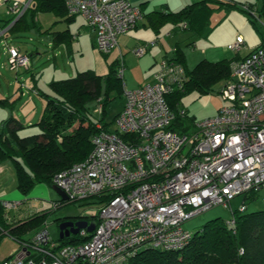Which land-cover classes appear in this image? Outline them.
Masks as SVG:
<instances>
[{
  "label": "built area",
  "instance_id": "built-area-1",
  "mask_svg": "<svg viewBox=\"0 0 264 264\" xmlns=\"http://www.w3.org/2000/svg\"><path fill=\"white\" fill-rule=\"evenodd\" d=\"M33 1L12 0L13 21ZM64 7L69 16L86 20L104 55L144 19L128 0H64ZM154 45L147 42L131 52L142 57ZM242 47L243 39L236 36L227 49ZM6 49L10 70L28 68V56L13 46ZM158 65L148 84L124 91L116 130L93 135L87 158L52 178L68 202L109 196L98 207L94 231L83 229L78 237H87L84 243L65 245L51 239L46 223L0 264H129L139 249H182L193 236L183 228L185 221L217 205L230 209V201L241 195L264 192V45L230 65L219 93L228 105L212 118L189 121L182 126L185 132L171 126L177 116L186 117L185 111L177 115L167 102L174 91L184 90L185 70L167 57ZM122 74L120 65L119 79ZM20 205L2 202L7 211ZM227 224H234L233 218Z\"/></svg>",
  "mask_w": 264,
  "mask_h": 264
},
{
  "label": "trees",
  "instance_id": "trees-1",
  "mask_svg": "<svg viewBox=\"0 0 264 264\" xmlns=\"http://www.w3.org/2000/svg\"><path fill=\"white\" fill-rule=\"evenodd\" d=\"M259 6L248 5L246 12L254 19L264 23V0H259ZM213 5H219L224 9H239L233 2L225 3L219 0H201L187 5L177 12L167 10L153 11L143 14L144 21L154 33H159V28L172 25L181 32L188 33L189 39L206 37L209 29L210 13ZM53 12L57 16L68 15L64 7V0H34L22 17L5 21L0 26V31L22 30L26 25V17L29 15L32 21L39 12ZM256 11V12H255ZM257 16V17H256ZM64 36L61 34L59 38ZM264 45V42L260 43ZM190 42L188 46H193ZM153 47V46H152ZM151 48V47H149ZM148 48V49H149ZM147 49V50H148ZM171 61L181 64L187 76L183 91H174L167 97L170 107L177 113L180 99L192 90L210 92L211 85L227 81L229 79V67L231 60H221L217 63L200 61L191 70L184 64V55L178 47L174 48ZM147 53V52H146ZM145 53V54H146ZM168 58V57H167ZM169 59V58H168ZM109 71L104 76L95 75L94 71L78 73L74 78L51 81L49 85L52 95L40 93L45 99V106L41 118L36 125L46 138V144L39 145L35 136H29L23 144L18 136V131L24 126L17 119L4 120L0 127V163L9 160L15 172V181L19 194L28 196L36 185L46 184L53 186L52 178L56 173L68 169L73 164L85 160L91 151V137L102 130L111 131L101 120L96 122L90 118L88 104L91 102L102 105V113L106 104L111 100L110 94L123 93L122 81L117 77V63H111ZM1 106H8L10 102L0 100ZM178 115V113H177ZM185 118H188L186 115ZM177 116L172 129L182 128L186 119ZM190 120L194 121L193 118ZM99 124V126H98ZM183 130V131H182ZM123 139V138H122ZM106 197H94L93 202L102 204ZM253 197L251 196V199ZM248 197H244L242 204L245 206ZM57 202V208L61 203ZM246 207V206H245ZM232 211L231 218L234 224L217 220L207 221L200 230L194 231L192 238L176 251H162L153 249H139L129 260L130 264H264V210L246 213ZM50 212V211H49ZM48 210L37 212L33 216L16 223H9L11 211L5 210L0 203V225L7 231L9 237L20 241V233L26 230H37L45 223ZM230 218V219H231ZM88 221H97L93 216ZM62 220L57 221V226ZM35 230V231H36ZM87 237L80 238L71 235L68 238L59 239L61 244L84 243Z\"/></svg>",
  "mask_w": 264,
  "mask_h": 264
},
{
  "label": "rangeland",
  "instance_id": "rangeland-1",
  "mask_svg": "<svg viewBox=\"0 0 264 264\" xmlns=\"http://www.w3.org/2000/svg\"><path fill=\"white\" fill-rule=\"evenodd\" d=\"M240 2L237 4L239 9L232 8L230 11L219 9V11H214L210 18L209 29H208V37L206 38H197L195 40L194 45L187 46V41L185 38L187 37L186 32L178 31L176 34L166 37L162 40H168L171 44L178 43L182 52H185L186 56V64L189 68H193L198 61L206 60L210 62H216L214 60L220 61L223 57H228L232 53L226 49L227 46L233 44L236 40V36H239L243 39L245 43V50L241 51V55L245 54L247 49H255L260 43L264 42V23H262L257 18L254 19L251 15L246 12H241L243 5L248 6L252 3V5L259 6V0H236ZM256 12V11H255ZM13 13L9 14L8 20L13 18ZM257 17V16H256ZM56 19V18H54ZM163 35L164 33H170L173 26L166 25L162 28ZM45 34V33H43ZM149 27L144 29L143 27H139L134 30L128 31V33L124 36L122 35L118 38L117 43L120 44L122 51L125 53V69L124 75L122 79L123 90L121 94L118 92H112L110 94L111 100L105 106V112L102 113L101 111L97 110L98 105L96 103L91 102L88 104V108L90 109V118L94 121H102L106 124L108 129L115 131L114 127V119L115 116L122 112L125 104H124V91H134L130 90V88L143 86L147 84V79L144 78L145 69L143 66L144 57H137L133 55L130 50V47H133L137 41L146 40L147 37L152 36L151 38L155 37V34ZM39 36L37 33L33 35V32H29L24 34V37H21L18 41L20 44L25 48L29 46L37 47L38 53L34 60L33 68L38 76V79L43 82L44 80H52L51 75L56 74L59 72L60 77L58 79L64 78H74L78 73L86 72L87 70H92L98 75H104L108 73L109 68L108 65L113 62L118 56V50H113L111 54L103 56L93 45L90 43L85 44L82 42L83 45V52H80L75 45V41H72L73 50L69 53L63 49V58H60L61 51L59 49L53 50L51 43V35H42ZM234 40V41H233ZM149 42H155L156 39L153 38L152 40H147ZM145 41V42H147ZM261 45V44H260ZM140 46V45H139ZM135 49V48H134ZM168 50L167 52H169ZM208 53L207 57L205 53ZM214 54H213V53ZM229 53V54H228ZM117 54V55H116ZM68 55V56H67ZM172 54L168 55V58H172ZM55 57L56 60H53ZM128 57V58H127ZM211 58V59H209ZM213 58V59H212ZM218 58V59H214ZM2 61V56H0V66ZM161 61V60H160ZM6 68L9 69H0V74L2 80L0 81V92L3 95H12L13 92L16 90V96L19 98L20 91L22 88V92L25 91L27 88V83L30 81V73L22 72L24 70H10L9 62ZM31 63V62H30ZM15 73V74H14ZM58 75V74H57ZM56 75V76H57ZM44 79V80H43ZM38 80V81H39ZM7 82H15L17 88L13 90L12 86H8ZM223 85L222 82L215 83L211 85L210 92H203L200 90H192L185 95H183L180 99L181 103L179 108L184 110L188 118H185L187 122H183L182 125H186L191 118L194 121H200L207 118H212L216 116L221 108L228 105V102L222 99L221 95L219 94L221 91V86ZM139 88V87H137ZM15 95V94H14ZM31 96V95H30ZM28 98V97H27ZM24 98V103L21 104V101L18 99L15 100V104L11 105L10 107H0V111H3L6 114L5 118L2 120H8L9 118H17L19 122H26L28 119H33L31 121H35L30 114L33 116L36 113L38 116L36 120L39 118V115L44 110L45 101L41 96H31L27 100ZM25 110V111H23ZM29 111V115L22 117ZM25 120V121H24ZM1 122V121H0ZM36 122V121H35ZM2 123H0V126ZM188 126V125H186ZM27 123L24 125V129L19 131L21 136L29 135L32 129H37V127H28ZM191 130V128L189 129ZM27 133V134H26ZM7 165L10 166L8 161L4 162L3 167ZM8 172V171H7ZM7 172L4 175H0V192L3 190L7 191L8 186H13L11 182V178ZM7 175V176H6ZM10 178V179H9ZM34 195L37 201L41 204L40 209L48 210V220H47V230L49 231L50 237L56 241L59 236V230L57 226L58 220H83V219H90L98 211L99 205L93 200H82L77 202H61V206L58 209L54 210V204L57 202L62 201L60 196L55 193L52 187L47 186L46 184H38L34 187ZM33 190V191H34ZM248 197L246 200V213H253L254 211L264 210V192H257L253 194L241 195L239 197L234 198L230 201V209L232 211H238L244 200V197ZM251 196L253 197L251 199ZM222 207L221 205H217V207L211 208L205 213L195 216L190 220H187L183 224V228L191 233L194 231L200 230L207 221L210 220H217L220 219L222 221L228 222L231 218V210ZM10 216L12 214H9ZM19 244L14 241L11 237H4L1 236L0 238V260H4L5 258L10 257L11 255L15 254L19 249ZM130 264V263H129Z\"/></svg>",
  "mask_w": 264,
  "mask_h": 264
},
{
  "label": "crops",
  "instance_id": "crops-1",
  "mask_svg": "<svg viewBox=\"0 0 264 264\" xmlns=\"http://www.w3.org/2000/svg\"><path fill=\"white\" fill-rule=\"evenodd\" d=\"M128 1L131 3L132 6L133 5L134 6H138L141 9L142 13L145 15V14H149V13H151L153 11H158V10H164V11L167 10L168 12H170V11L177 12V11L181 10L185 6L194 4L195 2L201 1V0H128ZM233 2H235L236 4H240V2H237L236 0H233ZM11 3H12V0H4L2 2L0 0V26L5 21L8 20L9 14L12 13L9 10ZM248 4H250L251 6H254V5H252V3H248ZM211 7H212L213 11H211V13H210L211 14L210 18H211L212 13L214 11H219V9H224L223 7H219V5L218 6L217 5H213ZM224 10H226V9H224ZM228 11H230V10H228ZM54 18H56V19H54ZM25 20H26V23H25L26 25L24 26V28L22 30L13 31L12 34H9L10 32H7V30L11 27V25H12V23H11V25H9L6 29L0 31V56H2V61H1L2 63H1L0 69L3 68V69H7L9 71V69L6 68L7 65H8V63H7L8 62L7 61L8 60V52H7L6 48L8 46H10V47L13 46V47L18 48L20 53L23 54L24 56L25 55L28 56V58H29V60L31 62V63H29L28 68L25 71H22L24 73H26V72L30 73L31 76H30L29 83H27V88H25L26 90L22 92V88H21V91H20L21 93L19 95V98H17V96H16L17 94L15 93L16 92L15 89L17 88V85L15 84V82H11V83L7 82V85L8 86H12L13 90H15L12 95H3L2 96V93L0 92V100L3 101L5 99H7L10 102L9 107L11 105L15 104V100L17 101L18 99L21 101V104H22V103L25 102V101H23L24 98L28 97L27 98V100H28L29 98H31V96L39 97V96H41L40 93H43V94H46V95H52L51 91H50V87H49V85L51 84V81L63 80V79H58L60 77L59 72H56V74L51 75V79L52 80H47L46 81V80L43 79L44 81L41 82L38 79V76H36L37 72H35L34 69H32L33 65H34V60L33 59L36 58L37 53H38L37 52L38 49H37V47H34V46H29V47H25L24 48L20 44V41H18V40L21 39V37H24V34L29 33L31 31V32H33V35L36 34V33L39 36H41L40 33L42 35H51L52 37H51L50 46L54 47V48H52L53 50L59 49L61 51L60 58H63V53L62 52H63L64 48H65L64 50H66L67 53H69V51L71 52L73 50V46H72V41L73 40L75 41L74 44L77 45L76 48H78L80 52H83V45L81 44L82 42H84L85 44L90 43L91 45H93L96 48L95 34H94V32H92V29L86 24V20H84L80 15H72V16H69V15L62 16V15H60V16H57L53 12L47 11V12H39V13H37L35 18L32 21H30L31 19H30L29 15L26 17ZM209 23H210V19H209ZM165 26H163V27H165ZM139 27H143L144 29H146V28L149 27V25H147V21H144V19H143V21L138 23L131 30L137 29ZM162 28H159L160 30H159L158 34L154 33L155 37H153V38L156 39V41H155L156 45H154L153 47L149 48L147 50V53L144 56H142V57H144L143 61L142 60L140 61L141 63L143 62V66H144V69H145L144 78L147 79V84L151 81V79H152L151 76L158 70V68H159L158 64H159L160 60L168 57L169 54H172L173 53L172 51L174 50V48L178 47L180 49L178 43L171 44L170 41H168L167 39L159 41L160 39H164L165 36L166 37L170 36V38H171V35L176 34L180 30L173 26V28H175V29H172L170 33H167V34L164 33L165 35H163V33H162L163 29ZM152 31L154 32V29H152ZM43 33H45V34H43ZM61 34H64V36H61L59 38L58 36H60ZM208 34H207L206 37H199V38H206L207 39ZM189 36L190 35L187 33V37L185 38V41H187V44H186L187 46L189 45L190 42H194L195 43V40L197 39V37H196V38H192V40H191V39H189ZM151 37L152 36L147 37V39L143 40L142 42L140 40L137 41L135 44H133V47H130V48L133 50L135 47H137L139 45L146 44L147 42H149L147 40H152L153 39ZM145 41H147V42H145ZM245 48H246V46H245V43H244L242 50L244 51ZM116 49L118 50V56L113 62L117 63V68L121 65V67L123 68V74H122V77H123L124 69H125V60H126L125 53L127 51L123 52L119 43H118V47ZM116 49H114V50H116ZM226 49H227V47H226ZM168 50H170V51L167 52ZM251 50L252 49H247V51L243 55H241V53H240L241 51L235 53V52H231L229 50V52L232 53V55L230 56V54L228 53L229 54V58L228 57H223V59H221V60H231V61H233V60H241L244 57H246V55ZM180 51L182 52L181 49H180ZM182 53L184 55V64H185L186 68L189 69V70L193 69L198 64V62L206 61L208 59V57H207L208 53L206 52L205 53V56L207 57L206 60L202 59V60L198 61L197 64L193 68H189L188 65L186 64L185 52H182ZM109 54H111V53H109ZM109 54H107V55H109ZM102 55L106 56L104 54H102ZM120 57H121V59H120ZM209 59H211V58H209ZM214 59H218V58H214ZM53 60H56L55 57H54ZM214 61H216V62H212V63L220 62V61H217V60H214ZM113 62H111V63H113ZM206 62H208V61H206ZM231 63H230V65H231ZM90 71H92V70H90ZM106 74H104V75H106ZM1 75L2 74H0V81L2 80ZM95 75H97L99 77L100 76H104V75H98L96 73H95ZM229 77H230V74H229ZM64 79H70V78H64ZM225 82L226 81H224L223 83H225ZM137 87H140V86H137ZM137 87L135 86L133 88H130V90L137 89ZM41 97L45 101L44 97L43 96H41ZM44 106H45V104H44ZM0 107L3 108V107H8V106H1L0 105ZM23 111H25V110H23ZM42 113L39 115V118L37 120H36V117L38 116L37 114H39V113H36L34 116H33V114H30V116H32V118H34V120L36 122L35 121H31L33 119L30 118L26 122H23V123L21 122V124L24 126L27 123L28 127L29 126L30 127H35L36 125H34V124H36L38 122V120L41 118ZM6 114L7 113H5L3 111H0V121H1L0 123L3 122L2 120L5 118ZM28 115H29V111L25 115H22V117L25 119V117H27ZM19 131H18V136L21 139V142L23 144L26 142V139L29 136H35V141L39 145L46 144V138L40 132V129L38 127H37V129H32L31 132L29 133V135H25V136H21V134H19ZM6 161H8L10 163V166L6 164V166L3 167L4 162L0 163V167H1L0 175L1 174L4 175L8 171L7 175L9 174V176L11 178V182L13 183V186L11 187V185H10V186H8V190L7 191L3 190L2 192H0V203L2 204V202H8L9 201V202H18V203L21 204L18 207V209L10 210L11 211L10 214H12V215H11V217H10L8 222L9 223H16L17 221H20L21 219L24 220V219H26L28 217L33 216V214H35L37 212L44 211V210L40 209V208H42L41 204L37 201V199H35L36 197L33 196L34 192H35V190H34L35 186L32 188V191L28 194V196H23V195L19 194V192L17 190V183L15 181V172L13 171L12 164H11V162L9 160H6ZM47 220H48V214L46 215L45 223L47 222ZM83 220L87 221V219H83ZM1 227H2V225H0V238H1V236L9 237L5 233L7 231V229H5L4 226H3V229ZM35 230L34 231L33 230H26L25 232H22V234L20 233L19 234L20 237H21L20 240L23 241V240L29 239L30 237H32V235L34 234ZM59 232H60V230H59ZM13 240L17 242V240H15V239H13ZM58 240L59 239H57L56 241H58ZM17 244H18V242H17ZM5 259H7V258H5Z\"/></svg>",
  "mask_w": 264,
  "mask_h": 264
},
{
  "label": "water",
  "instance_id": "water-1",
  "mask_svg": "<svg viewBox=\"0 0 264 264\" xmlns=\"http://www.w3.org/2000/svg\"><path fill=\"white\" fill-rule=\"evenodd\" d=\"M53 191L57 193L62 201H66L67 197L65 193H63L57 186L52 187ZM86 229L87 232L91 233L95 229V223L90 222L88 223L87 221H63L59 224L58 230L59 232V237L58 239H63V238H68L71 235H76L80 230Z\"/></svg>",
  "mask_w": 264,
  "mask_h": 264
},
{
  "label": "clouds",
  "instance_id": "clouds-1",
  "mask_svg": "<svg viewBox=\"0 0 264 264\" xmlns=\"http://www.w3.org/2000/svg\"><path fill=\"white\" fill-rule=\"evenodd\" d=\"M234 42H235V41H234ZM234 42H233V43H234ZM243 45H244V41H243ZM259 45H260V44H259ZM242 48H243V47H242ZM242 48H241V49H242ZM252 50H253V49H252ZM240 51H241V50H240ZM240 51H239V52H240ZM231 52H232V51H231ZM231 62L233 63L234 60L231 61ZM232 63H231V64H232ZM24 71H25V70H24ZM117 71H118V68H117ZM117 77H118V75H117ZM118 78H119V77H118ZM121 79H122V78H121ZM98 104H99V103H98ZM98 104H97V105H98ZM98 106H99V105H98ZM115 118H116V117H115ZM189 121H192V120H189ZM113 123H114V122H113ZM98 126H99V124H98ZM111 131H113V130H111ZM52 187H53V186H52ZM62 202L70 203V202H68V200H66V201H62ZM75 202H77V201H75ZM54 205L56 206V208L53 207L54 210L58 209V208H57V205H56V204H54ZM59 207H60V206H59ZM64 221H70V220L64 219ZM72 221H73V220H72ZM77 221H82V220H77ZM85 221H86V220H85ZM61 222H63V220H62ZM61 222H60V223H61ZM87 222H88V223H90V222H94V223H95L96 221H88V220H87ZM46 223H47V222H46ZM46 223H45L44 225H46ZM60 223H59V224H60ZM42 226H43V225H42ZM40 228H41V227H40ZM37 230H38V229H37ZM37 230H36L35 232H37ZM85 230H86V229H85ZM80 231H82V230H80ZM80 231H79V232H80ZM86 231H87V230H86ZM35 232H34V233H35ZM79 232H78V234H79ZM88 233H89V232H88ZM78 234H76V235L78 236ZM33 235H34V234H33ZM33 235H32V236H33ZM30 238H31V237H30ZM30 238H29V239H30ZM63 239H64V238H63ZM20 242H21V241H20ZM55 242H58V241H55ZM58 243H59V242H58ZM18 244H19V243H18ZM19 245H20V244H19ZM10 257H11V256H10ZM10 257H9V258H10Z\"/></svg>",
  "mask_w": 264,
  "mask_h": 264
},
{
  "label": "flooded vegetation",
  "instance_id": "flooded-vegetation-1",
  "mask_svg": "<svg viewBox=\"0 0 264 264\" xmlns=\"http://www.w3.org/2000/svg\"><path fill=\"white\" fill-rule=\"evenodd\" d=\"M64 221V220H63ZM74 222H76L77 220H73Z\"/></svg>",
  "mask_w": 264,
  "mask_h": 264
},
{
  "label": "bare ground",
  "instance_id": "bare-ground-1",
  "mask_svg": "<svg viewBox=\"0 0 264 264\" xmlns=\"http://www.w3.org/2000/svg\"><path fill=\"white\" fill-rule=\"evenodd\" d=\"M234 52V51H233ZM235 53H237V52H235Z\"/></svg>",
  "mask_w": 264,
  "mask_h": 264
}]
</instances>
